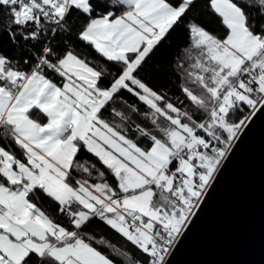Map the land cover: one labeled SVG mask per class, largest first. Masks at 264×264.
Instances as JSON below:
<instances>
[{"label":"snow or ice","instance_id":"snow-or-ice-1","mask_svg":"<svg viewBox=\"0 0 264 264\" xmlns=\"http://www.w3.org/2000/svg\"><path fill=\"white\" fill-rule=\"evenodd\" d=\"M264 126V0H0V264H176Z\"/></svg>","mask_w":264,"mask_h":264},{"label":"water","instance_id":"water-1","mask_svg":"<svg viewBox=\"0 0 264 264\" xmlns=\"http://www.w3.org/2000/svg\"><path fill=\"white\" fill-rule=\"evenodd\" d=\"M176 264H264V126L245 136L174 257Z\"/></svg>","mask_w":264,"mask_h":264}]
</instances>
